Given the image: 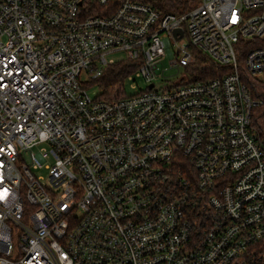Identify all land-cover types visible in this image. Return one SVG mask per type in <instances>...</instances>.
<instances>
[{"label": "built area", "instance_id": "2783aa9c", "mask_svg": "<svg viewBox=\"0 0 264 264\" xmlns=\"http://www.w3.org/2000/svg\"><path fill=\"white\" fill-rule=\"evenodd\" d=\"M196 51L222 71L196 79ZM166 57L190 75L157 87ZM121 60L120 95L91 97ZM244 72L264 74V0H0V264H264Z\"/></svg>", "mask_w": 264, "mask_h": 264}, {"label": "trees", "instance_id": "16d2710c", "mask_svg": "<svg viewBox=\"0 0 264 264\" xmlns=\"http://www.w3.org/2000/svg\"><path fill=\"white\" fill-rule=\"evenodd\" d=\"M151 3L161 11L184 12L196 5V0H144ZM243 60V59H242ZM243 62V61H242ZM134 65L127 60L113 63L105 69L103 76L97 79L102 88L101 95L104 97L117 96L125 76L130 73ZM193 72L196 79L214 76L222 71V68L213 59L201 51H196V63ZM243 78L253 97L262 100V103L253 110V122L264 135V77L254 76L244 72Z\"/></svg>", "mask_w": 264, "mask_h": 264}, {"label": "rangeland", "instance_id": "374dc122", "mask_svg": "<svg viewBox=\"0 0 264 264\" xmlns=\"http://www.w3.org/2000/svg\"><path fill=\"white\" fill-rule=\"evenodd\" d=\"M200 0H196V4L199 3ZM109 57H113L117 60L122 59L124 56L123 52H116L108 55ZM164 67L166 68L164 73L160 76L155 78L156 86H167L171 85L172 83L179 81L180 79H186L190 75V70L184 66L180 67L178 70L177 68L170 67V64L168 62V58H164ZM187 76V77H186ZM86 74H82L81 79L86 78ZM135 80L127 79L125 82V92L126 94H134L138 92L140 89L146 88V82L143 78L137 77L135 74L134 76ZM260 77H264V74L260 75ZM88 93L91 97H97L101 94L102 88L99 86L97 82H94L93 84H89L87 86ZM120 95V93H118ZM45 169H39L37 170V174H45Z\"/></svg>", "mask_w": 264, "mask_h": 264}, {"label": "snow or ice", "instance_id": "6c2138e0", "mask_svg": "<svg viewBox=\"0 0 264 264\" xmlns=\"http://www.w3.org/2000/svg\"><path fill=\"white\" fill-rule=\"evenodd\" d=\"M233 22H235V20ZM3 198H4V194L0 193V199H3Z\"/></svg>", "mask_w": 264, "mask_h": 264}, {"label": "water", "instance_id": "95a60500", "mask_svg": "<svg viewBox=\"0 0 264 264\" xmlns=\"http://www.w3.org/2000/svg\"><path fill=\"white\" fill-rule=\"evenodd\" d=\"M175 32H176V33H179V32L181 33V29H179V30L177 29Z\"/></svg>", "mask_w": 264, "mask_h": 264}]
</instances>
